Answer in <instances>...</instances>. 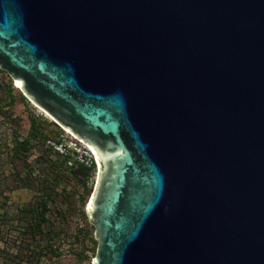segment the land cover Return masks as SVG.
I'll return each mask as SVG.
<instances>
[{
	"label": "water",
	"instance_id": "95a60500",
	"mask_svg": "<svg viewBox=\"0 0 264 264\" xmlns=\"http://www.w3.org/2000/svg\"><path fill=\"white\" fill-rule=\"evenodd\" d=\"M0 69L91 147V264H264V0H0Z\"/></svg>",
	"mask_w": 264,
	"mask_h": 264
},
{
	"label": "rangeland",
	"instance_id": "374dc122",
	"mask_svg": "<svg viewBox=\"0 0 264 264\" xmlns=\"http://www.w3.org/2000/svg\"><path fill=\"white\" fill-rule=\"evenodd\" d=\"M11 94L16 99L9 104ZM32 115L40 119L46 131L51 134L50 139L59 140L67 136L69 131L58 125L47 112L28 99L9 74L0 69V201H3L5 196H10L8 205L1 209V215L4 217L0 220V264H42L37 261L36 254L31 255L33 253L30 250L34 249L31 232H24L20 227L27 226L30 216L28 214L27 217L23 216V212L19 210V204L24 202L37 204L39 187L46 183L44 178L52 179L53 173L47 168L48 164L45 162L46 168L43 167L44 170L40 168L39 159L44 150L47 152L49 149L56 150L49 147L46 141L45 144H33L28 152L23 151L25 156L23 158L21 153L14 154L15 145L25 139L31 130ZM29 169L32 172H29ZM97 171V167L92 171L85 190L81 182L72 176H67L63 183H57L54 186L56 191L53 192L50 202L53 212H48L52 222L48 228L53 230V234L64 238L75 233L79 228H87L88 232L83 242L71 245L70 249V244H66L63 255L53 260L51 264H91L97 242L92 240L94 226L89 222L85 211L89 199V196L86 198V191L92 187L90 194L93 192ZM39 174L43 179L41 183L37 178ZM28 176L30 177L29 186L24 182ZM80 178L83 179L82 176ZM57 208L66 214L59 215ZM82 210L85 211L84 214ZM58 237L55 245L59 244ZM41 239L43 244L47 243L46 236ZM77 249L84 251L85 257L78 254ZM21 258L25 261L22 262ZM30 260L32 263H29Z\"/></svg>",
	"mask_w": 264,
	"mask_h": 264
},
{
	"label": "trees",
	"instance_id": "16d2710c",
	"mask_svg": "<svg viewBox=\"0 0 264 264\" xmlns=\"http://www.w3.org/2000/svg\"><path fill=\"white\" fill-rule=\"evenodd\" d=\"M11 100L10 103H13L16 98L12 94L10 95ZM31 130L29 131L28 135L25 139L20 140L14 147V154L17 155L21 153L22 158L25 157L23 155V151H29L31 146L33 144L38 145L40 143L45 144L47 139L52 138L51 134H49L46 131V127L43 125V123L40 121L37 116H31ZM26 152V155H28ZM44 153L41 155L39 159V163L41 165L40 168L44 170V168L50 169L52 173V179L46 177L45 184H41L39 187V200L37 204L33 205L27 204V203H21L19 204V210L23 212V216L27 217V214L30 216L29 222L27 223V226H20L23 228L24 232H31L32 238H33V246L34 249L31 248V252L34 255L36 254L37 261L41 262L42 264H51L53 260L60 257L64 253V246L66 244H70L69 249L71 248V245L79 244L83 242L84 237L86 238V233L88 232L87 228H79L75 233L70 234L67 236V238L58 237V234H53V230L51 228H48V226H51V220L48 215V212L52 211V205H50V202L52 201L53 192L56 191V188L54 187L57 183H63L65 181V178L67 176H72L76 178L78 182H81L83 185L84 190L88 187V179L91 177V173L96 168L95 160L91 165H85L81 163L77 164H70L69 161L71 159V156L69 155H63L59 152L53 151L49 149V152L46 150L43 151ZM53 153V154H51ZM47 163L46 165L44 164ZM44 167V168H43ZM30 170V169H29ZM29 172H32L31 170ZM83 177L81 179L80 177ZM38 180L43 182V179L37 175ZM30 177L28 176L26 179H24V182L26 185H30ZM92 191V187H89L86 191V198L88 196L90 197V192ZM10 196H5L3 201H0V220L4 217L1 215V209L5 208L8 205V200ZM57 213L61 216L65 215L66 213L63 210H60L59 208L56 209ZM85 211L82 210V214H84ZM90 224V223H89ZM91 225V224H90ZM46 236L47 243H42V237ZM57 237L59 238V244L55 245ZM92 240L97 242L94 236H92ZM73 240L74 242H72ZM97 248V247H96ZM78 251V254L83 255L85 257L84 251ZM96 253V249L94 250V254ZM30 255V254H29ZM47 257V258H46ZM46 258V259H45ZM22 262L25 261V259L21 258ZM29 263H32L31 260ZM7 264V263H5Z\"/></svg>",
	"mask_w": 264,
	"mask_h": 264
},
{
	"label": "built area",
	"instance_id": "2783aa9c",
	"mask_svg": "<svg viewBox=\"0 0 264 264\" xmlns=\"http://www.w3.org/2000/svg\"><path fill=\"white\" fill-rule=\"evenodd\" d=\"M47 145L60 154L71 156L70 164L91 165L94 161V155L87 144L69 132L59 140L48 139Z\"/></svg>",
	"mask_w": 264,
	"mask_h": 264
},
{
	"label": "bare ground",
	"instance_id": "6f19581e",
	"mask_svg": "<svg viewBox=\"0 0 264 264\" xmlns=\"http://www.w3.org/2000/svg\"><path fill=\"white\" fill-rule=\"evenodd\" d=\"M87 146H88L89 148H91L88 144H87Z\"/></svg>",
	"mask_w": 264,
	"mask_h": 264
}]
</instances>
